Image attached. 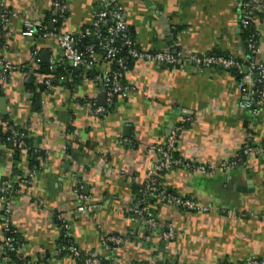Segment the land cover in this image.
Returning <instances> with one entry per match:
<instances>
[{
  "label": "crops",
  "instance_id": "obj_1",
  "mask_svg": "<svg viewBox=\"0 0 264 264\" xmlns=\"http://www.w3.org/2000/svg\"><path fill=\"white\" fill-rule=\"evenodd\" d=\"M52 2L0 0V12L8 16L6 28L0 29V48L18 67L0 83V127L9 118L43 155L38 159L39 174L17 195L11 219L25 263L77 264L57 253L62 221L78 249L91 257L105 259L102 235L124 236L126 243L115 250L118 264H155L170 258L179 264H240L249 257L264 258V109L254 117L239 107L248 99L231 74L199 71L178 58L173 69L158 63L134 64L126 76L133 91L117 109L102 105L106 98L101 82L61 76L55 87L45 84L49 90L35 111L26 83L32 82L38 64L71 66L55 41L38 31L52 13ZM99 2L72 0L61 30L80 33L92 23ZM120 4L143 51L177 56L217 49L237 59L248 58L237 0H120ZM26 22L37 27L33 39L22 36ZM51 25L52 20L47 28L53 30ZM257 27L260 52L255 60L264 61V18ZM34 52L39 56L36 68ZM104 68L100 63L97 71ZM93 103L105 112L96 114ZM181 125L188 128L174 152L194 164L218 167L240 153L248 140L263 153L245 155V161L240 154V169L193 175L177 168L166 173L167 189L208 203L213 210L183 213L169 205L150 204L160 223L173 225L176 237L165 241V229L152 235L143 221L131 220L129 207H137L157 158L152 148L167 143ZM20 151L14 166L12 152L0 144V184L13 178L14 170L20 174L28 170V149ZM79 186L99 206L92 213L76 211ZM4 220L0 202V243L7 236ZM2 246L0 264L5 263Z\"/></svg>",
  "mask_w": 264,
  "mask_h": 264
},
{
  "label": "built area",
  "instance_id": "obj_2",
  "mask_svg": "<svg viewBox=\"0 0 264 264\" xmlns=\"http://www.w3.org/2000/svg\"><path fill=\"white\" fill-rule=\"evenodd\" d=\"M71 1L53 0L50 11L53 16L52 23L54 29L50 30L46 26H39L38 28L40 29L38 31L43 38L54 40L61 52L62 59L69 62L74 69L82 71L84 76L92 69L97 71L99 65L97 59L99 57L96 47H99L103 51L106 63L103 66L105 68L100 72L97 71L93 81L102 83V91L105 93L107 107L112 109L115 106L114 109H117L123 101L129 98L133 91L131 85L126 83V76L130 72L128 57L133 59L134 64L138 62L158 63L167 69L175 68L179 58L183 60L185 65L193 66L199 71L212 69L214 66H221L225 70L236 69L241 75L240 80L236 81L237 88L248 99L242 102L239 107L242 110L250 111L254 117L260 115L261 107L264 105V61L237 59L234 56H230L229 58L215 57L209 53L187 55L179 53V55L174 56L171 52L154 53L143 51L138 47L136 41L132 40L129 36V24L120 0H100L99 9L96 11L94 19L89 26L85 27L78 34L66 33L59 30L56 25L60 19L66 17ZM237 4L241 27L247 29L251 24L257 28V40L248 47L251 54L256 56L260 52V32L257 22L258 15H264V0H237ZM7 22V14L0 12V26L2 29L6 28ZM107 23H111V25L109 26ZM36 30L37 27L33 23L26 22L22 36L26 39H33L38 34ZM84 38H93L97 42V45H88L84 48V52H81L78 45ZM123 50L127 51L128 57H122ZM4 57L3 50L0 48V83L5 82L9 74L18 71V67L13 66ZM33 58L34 67L36 68L39 58L37 52L33 53ZM114 61L118 68L116 70H112L110 67L111 62ZM56 67L55 65H51L50 71H54ZM51 78L46 80V85H50ZM258 86H260L259 89L257 88ZM92 106L94 107V112L98 115L103 114L106 110L103 107H96L95 103ZM2 126L11 134L7 141H12L20 150H25L26 145L22 141L26 137L25 134L16 131L14 126H10L9 123H3ZM184 130L185 128L182 125L179 126L176 130L172 131L167 143L152 148L157 158L146 175L137 207H129L131 220L143 221L152 235H156L161 229H165L163 233L165 241H173L176 234L171 223H160L151 205L148 203L151 199L155 201L154 204L169 205L190 213L208 214L213 210V206L193 197L169 193L164 183H158L156 179L157 174L160 172L169 173L173 169L182 168L193 175H209L214 174L217 169L225 171L236 168L241 162L240 153L235 154L229 161L220 163L218 167L194 164L183 159H174L171 153L174 152L177 140ZM242 149H244V156H251L253 153H263L262 147L250 145L249 140L244 144ZM39 172V167L28 169L23 174L20 183L15 178H10L0 184V202L4 205L5 217L3 227H5L7 234L2 244L4 264H14L8 253L21 256L20 243L11 227V219L14 214L17 195L20 194L22 189L25 190L31 186V183H33ZM15 183H19L20 188L16 189L14 187ZM75 194L78 203L77 212L81 214L92 213L99 207L96 203H93L90 196L82 194L81 186L75 189ZM60 227L61 230L67 232L69 238H72L66 222L62 221ZM126 241L127 239L124 236L102 235L100 242L106 253L105 259L87 255H83L85 256L83 257V253L73 244L70 246L58 245L57 253H67L73 260L83 262L82 264H118L114 259L115 247L125 244ZM240 264H264V258L249 257Z\"/></svg>",
  "mask_w": 264,
  "mask_h": 264
},
{
  "label": "trees",
  "instance_id": "obj_3",
  "mask_svg": "<svg viewBox=\"0 0 264 264\" xmlns=\"http://www.w3.org/2000/svg\"><path fill=\"white\" fill-rule=\"evenodd\" d=\"M52 13L51 15H49L47 18H46V21L43 23L44 26L48 27V24H49V21L52 20ZM264 18V15H258V21L259 19L263 20ZM65 20L64 19H60L59 23L56 25L57 28L59 30H61L62 28V25H63V21ZM109 26L111 25V23H107ZM0 29H1V26H0ZM242 39L244 41V44H245V48L248 52L247 56H248V60L250 61H255L256 57L255 55H252L251 52L249 51L248 47L249 45H251V43L253 42H256L257 40V36H256V33H257V28L255 27V25H249V27L247 29H244L242 28ZM128 33H129V36L132 38V40L135 41V36H134V31L132 28L129 27V30H128ZM91 44H96L97 45V42L93 39V38H84L78 45L79 49L81 50V52H84V48L88 45H91ZM96 51H97V54H98V59H97V63L98 64H106L105 63V59H104V53L103 51L99 48V47H96ZM210 55L212 56H215V57H223V58H229L230 55H226L224 53H221V51L215 49L214 51H212L211 53H209ZM122 57H128L127 55V51L126 50H123V53H122ZM134 66V61L131 57H128V67L130 70H132ZM110 67L112 70H116L118 69L117 68V64L116 62H111L110 64ZM212 69L216 72H224V73H229L231 74L236 81L240 80L241 78V75L238 73V71L236 69H230V70H225L223 67L221 66H214L212 67ZM76 69H74L73 67L69 66L68 68H61V69H58V67H56V69L54 71H50V66L44 64V63H40L38 64V67L36 68V70L34 71V75L32 76V82L30 84L26 83V87L28 89V91L30 92V95L32 96V101H33V107L35 109V111H39L41 109V99H42V96L48 92L49 88L46 87L45 85V81L48 80L49 78H51V85H50V88L52 87H55L56 84L54 83V81L56 80H59L61 76H66V77H70L72 76L73 78H75V80H81V78L84 77L82 71H78ZM69 72V73H68ZM97 74V71H94L93 69L89 72H87V79H93L95 78V75ZM41 76L42 77V80H40V82H37L35 80V77L37 78V76ZM83 76V77H82ZM63 86L69 88V89H72V86L68 83H64ZM261 86V85H260ZM260 86H258L257 88L259 89ZM115 108V106L112 108V110ZM261 109H264V105L261 107ZM3 123H9L10 126H14V128L16 129V131H18L19 133H24L25 134V138L22 140L25 145H26V149H28V155H30L29 157V168L28 169H34L35 167L39 166V158L42 157L43 155L41 153H39L38 151L34 150L33 148V143L32 141L29 139V136L27 134L26 131L20 129V128H17L14 123L9 119V118H5ZM185 128L187 129L188 126L186 125ZM10 132L6 131L3 127H0V144H3L7 147L8 150H10L12 152V160H13V165L14 166H17L19 164V154H20V149L18 148V146L12 142V141H7V139L10 137ZM19 140V138H18ZM252 144V143H251ZM250 144V145H251ZM253 145V144H252ZM243 150L242 149L240 151V154H241V158L245 161L246 158L244 157L243 155ZM70 153H72V151H70ZM172 157L174 159H181L179 154L176 153V152H172L171 153ZM243 162V161H242ZM241 163L239 164L238 167H236V169H240L241 167ZM17 175H22L23 177V174H20L19 172H17L16 170L13 171L12 173V177L15 178L16 177V180L20 183L21 182V179H18ZM165 175L166 173L165 172H160L157 174V181L158 183H164V178H165ZM19 183H15L14 187L16 189L20 188L19 187ZM168 192L171 193V194H177L174 189H171L169 188L168 189ZM189 197V196H187ZM155 201L153 199H151L148 203L149 204H153ZM183 213H190L188 211H185V210H179ZM131 216V215H130ZM1 245L3 244L2 242L0 243ZM58 244L59 245H66V246H70V245H74L75 247H77L78 249V246L77 244L74 242V239L73 238H69L67 236V232L65 230H61V233H60V237H59V240H58ZM120 246L118 247H115L116 249H118ZM12 263L14 264H26L25 263V259L24 257L21 256H18L16 254H10L8 253ZM61 255H67V253H62ZM84 254H82L83 256ZM85 257V256H83ZM83 260V258H82ZM75 261V260H74ZM77 264H82L83 262H79V261H75ZM138 264H150V263H138ZM155 264H179L177 263L176 259H167L165 261H161V262H156Z\"/></svg>",
  "mask_w": 264,
  "mask_h": 264
},
{
  "label": "water",
  "instance_id": "obj_4",
  "mask_svg": "<svg viewBox=\"0 0 264 264\" xmlns=\"http://www.w3.org/2000/svg\"><path fill=\"white\" fill-rule=\"evenodd\" d=\"M53 28H54V25H51V29H53ZM102 96L104 98L105 97V93H103ZM102 105H105L106 106V103H104V104L102 103Z\"/></svg>",
  "mask_w": 264,
  "mask_h": 264
}]
</instances>
